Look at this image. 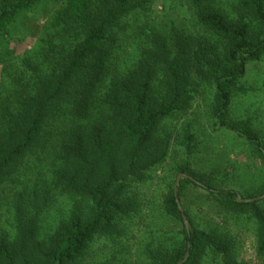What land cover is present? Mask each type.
I'll use <instances>...</instances> for the list:
<instances>
[{
	"label": "trees",
	"instance_id": "obj_1",
	"mask_svg": "<svg viewBox=\"0 0 264 264\" xmlns=\"http://www.w3.org/2000/svg\"><path fill=\"white\" fill-rule=\"evenodd\" d=\"M41 1L0 0V49L12 45L20 18ZM53 1L65 3L40 48L18 60L20 71L2 77L10 87L0 86V191L10 185L16 225L12 238L0 232V264H78L96 238L119 235L116 220L137 208L127 189L145 182L168 155L169 142L153 141L158 128L187 111L202 87L213 89L214 127L244 140L262 166L263 181L243 196L183 166L180 185L162 204L181 225L179 238L173 248L151 253V264H204L210 255L221 264H241L225 235L198 228L182 209L188 185L205 190L223 212L253 220L258 256L264 257V137L250 120L229 116L234 96L248 91L240 82L249 64L264 56V0H181L193 12V31L174 23L165 29L127 26L133 12L146 11L147 0ZM135 29L140 56L122 72L111 59ZM186 138L191 152L194 135ZM22 176L44 183L49 176L50 185L12 194ZM51 190L73 205L42 240L40 206Z\"/></svg>",
	"mask_w": 264,
	"mask_h": 264
},
{
	"label": "rangeland",
	"instance_id": "obj_2",
	"mask_svg": "<svg viewBox=\"0 0 264 264\" xmlns=\"http://www.w3.org/2000/svg\"><path fill=\"white\" fill-rule=\"evenodd\" d=\"M134 1L138 4L141 0ZM147 2L146 11L139 9L133 12L127 20V26L134 24L136 28L148 23L158 29H165L174 23L189 31L196 28L193 12L181 0ZM64 3L43 0L20 18L13 30L15 41L8 49H0V86L4 84L10 87V82L2 77H7V72L12 70L20 71L18 60L40 48L49 22ZM137 34L136 29L129 31L128 37L115 48L111 64L122 72L132 69L139 59L142 47ZM42 69L44 71L46 68ZM27 78L28 74L25 73L21 80L24 82ZM240 85L248 91L238 92L234 96L230 119L250 120L252 127L257 131L259 129L264 137V56L260 61L249 64L247 75ZM212 99L213 89L202 87L187 111L177 113L161 123L153 141L169 142L168 155L148 172L145 182L132 183L127 189V198L136 201V211L116 220L119 235L96 238L78 264H151V253L173 248L179 238L181 225L166 216L162 204L169 189L175 185L177 189L180 185L184 177L180 169L185 165H189L190 170L200 178L215 183L221 189L235 190L243 196L252 192L253 188L260 187L263 181L260 162L250 157L248 145L234 132L214 127ZM188 134L194 135L191 152L187 148ZM49 178L47 176V182L44 183L36 177L22 176V184L14 186L12 194L17 191L27 194L26 191L48 187ZM9 194L10 185L2 186L0 232L12 238L16 234L15 208L11 205ZM180 203L198 228L216 230L227 237L236 261L241 264H264V257L258 256V227L253 220L223 212L209 199L205 190L193 185L187 186ZM72 205V198L60 196L51 190L50 196L45 197L40 206V239H48L54 234L55 227L69 215ZM204 264L221 262L212 261L210 255Z\"/></svg>",
	"mask_w": 264,
	"mask_h": 264
}]
</instances>
